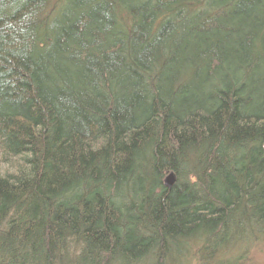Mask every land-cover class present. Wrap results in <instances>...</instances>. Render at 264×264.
<instances>
[{
  "label": "trees",
  "instance_id": "1",
  "mask_svg": "<svg viewBox=\"0 0 264 264\" xmlns=\"http://www.w3.org/2000/svg\"><path fill=\"white\" fill-rule=\"evenodd\" d=\"M263 243L264 0H0V264Z\"/></svg>",
  "mask_w": 264,
  "mask_h": 264
},
{
  "label": "rangeland",
  "instance_id": "2",
  "mask_svg": "<svg viewBox=\"0 0 264 264\" xmlns=\"http://www.w3.org/2000/svg\"><path fill=\"white\" fill-rule=\"evenodd\" d=\"M250 258L247 264H264V243L256 245L251 250Z\"/></svg>",
  "mask_w": 264,
  "mask_h": 264
},
{
  "label": "water",
  "instance_id": "3",
  "mask_svg": "<svg viewBox=\"0 0 264 264\" xmlns=\"http://www.w3.org/2000/svg\"><path fill=\"white\" fill-rule=\"evenodd\" d=\"M175 182V174L173 172H169L164 178V185L170 188Z\"/></svg>",
  "mask_w": 264,
  "mask_h": 264
}]
</instances>
